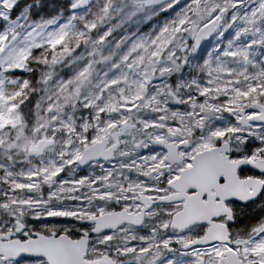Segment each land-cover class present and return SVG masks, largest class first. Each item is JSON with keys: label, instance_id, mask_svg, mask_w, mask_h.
Listing matches in <instances>:
<instances>
[{"label": "snow or ice", "instance_id": "obj_1", "mask_svg": "<svg viewBox=\"0 0 264 264\" xmlns=\"http://www.w3.org/2000/svg\"><path fill=\"white\" fill-rule=\"evenodd\" d=\"M0 264H264V0H0Z\"/></svg>", "mask_w": 264, "mask_h": 264}]
</instances>
